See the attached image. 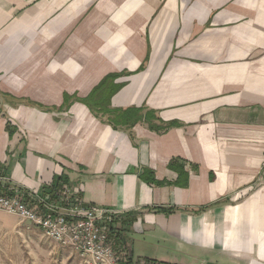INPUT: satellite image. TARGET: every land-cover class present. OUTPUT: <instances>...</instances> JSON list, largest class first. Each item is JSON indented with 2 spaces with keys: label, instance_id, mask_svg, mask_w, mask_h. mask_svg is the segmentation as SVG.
Returning a JSON list of instances; mask_svg holds the SVG:
<instances>
[{
  "label": "crops",
  "instance_id": "crops-1",
  "mask_svg": "<svg viewBox=\"0 0 264 264\" xmlns=\"http://www.w3.org/2000/svg\"><path fill=\"white\" fill-rule=\"evenodd\" d=\"M111 75L110 110L168 127L92 112ZM63 186L119 212L134 260L264 264V0H0V191Z\"/></svg>",
  "mask_w": 264,
  "mask_h": 264
},
{
  "label": "built area",
  "instance_id": "built-area-1",
  "mask_svg": "<svg viewBox=\"0 0 264 264\" xmlns=\"http://www.w3.org/2000/svg\"><path fill=\"white\" fill-rule=\"evenodd\" d=\"M51 195L39 200L42 208L34 209L18 191H0V210L39 228L47 238L72 249L89 264H162L144 257L134 260L128 249L120 252L114 248L111 236L118 230L117 210L84 204L70 195L68 186Z\"/></svg>",
  "mask_w": 264,
  "mask_h": 264
},
{
  "label": "rangeland",
  "instance_id": "rangeland-1",
  "mask_svg": "<svg viewBox=\"0 0 264 264\" xmlns=\"http://www.w3.org/2000/svg\"><path fill=\"white\" fill-rule=\"evenodd\" d=\"M0 264H89L72 249L61 247L23 221L0 234Z\"/></svg>",
  "mask_w": 264,
  "mask_h": 264
},
{
  "label": "trees",
  "instance_id": "trees-1",
  "mask_svg": "<svg viewBox=\"0 0 264 264\" xmlns=\"http://www.w3.org/2000/svg\"><path fill=\"white\" fill-rule=\"evenodd\" d=\"M114 75L107 76L100 84L88 95L87 98L80 99L84 102L91 110L96 112L110 113L111 118H109L110 123L115 127L117 125H127L133 126L138 121H144L148 124V127L152 130L162 131L168 127V124H163V122L156 123L158 118L155 116L154 112L146 110L143 112V108H128L125 110H115L112 111L108 108V103L111 95H113L118 89L120 84H113ZM95 94L98 97L95 98ZM168 167L174 168L179 177L182 176L183 182L180 183L182 187L187 185V172L184 170L182 161L174 160L169 162ZM151 171H143L138 176L140 179L152 184H162L168 182H160L156 180L155 176L151 174ZM148 174H150L148 176ZM179 184V181L177 182Z\"/></svg>",
  "mask_w": 264,
  "mask_h": 264
}]
</instances>
